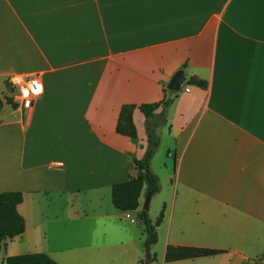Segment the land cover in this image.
Segmentation results:
<instances>
[{
    "label": "crops",
    "instance_id": "0c3cea01",
    "mask_svg": "<svg viewBox=\"0 0 264 264\" xmlns=\"http://www.w3.org/2000/svg\"><path fill=\"white\" fill-rule=\"evenodd\" d=\"M17 75L42 83L27 108L8 84ZM0 84V193H22L25 222L0 264L32 253L142 264V212L151 223L162 213L149 264H253L264 253V0H0ZM164 99L150 162L159 192L144 211V184L138 208L121 212L111 188L138 176L147 122L135 109L136 139L118 135L120 109ZM167 246L219 254L166 263Z\"/></svg>",
    "mask_w": 264,
    "mask_h": 264
},
{
    "label": "trees",
    "instance_id": "16d2710c",
    "mask_svg": "<svg viewBox=\"0 0 264 264\" xmlns=\"http://www.w3.org/2000/svg\"><path fill=\"white\" fill-rule=\"evenodd\" d=\"M188 85L206 88V82L191 78L187 82ZM7 104L12 105L10 100H6ZM170 100H163L156 104H142L140 106L124 105L120 109L118 121L115 131L118 135L136 139V129L132 121V114L135 109L139 110L144 116L146 124L147 147L144 157L141 160H135L134 165L138 171L136 178L129 179L125 182L114 184L111 188V201L115 209L121 212H132L138 208V201L143 188L147 185V198L159 192L158 178L150 169V162L156 154L160 140L156 135V131L166 125L165 110L169 106ZM2 104L0 102V113ZM162 108V112L158 115L155 112ZM23 202V195L20 192H4L0 193V254L6 252L8 243L15 238L21 236L25 230V222L18 213L17 207ZM145 228L144 247L149 250L157 243V227L161 223L162 213L159 215L155 223H151L147 213L142 212L139 216ZM219 254L218 251L190 248V247H174L167 246L164 255L166 263L184 261L189 259L211 257ZM264 257V253L253 264H260ZM3 264H58L51 258L42 253H32L17 257H7L3 259ZM145 264V263H142Z\"/></svg>",
    "mask_w": 264,
    "mask_h": 264
},
{
    "label": "built area",
    "instance_id": "2783aa9c",
    "mask_svg": "<svg viewBox=\"0 0 264 264\" xmlns=\"http://www.w3.org/2000/svg\"><path fill=\"white\" fill-rule=\"evenodd\" d=\"M11 90L15 92L13 100L19 107H29L31 99L42 94V83L39 75L12 76L8 79Z\"/></svg>",
    "mask_w": 264,
    "mask_h": 264
},
{
    "label": "water",
    "instance_id": "95a60500",
    "mask_svg": "<svg viewBox=\"0 0 264 264\" xmlns=\"http://www.w3.org/2000/svg\"><path fill=\"white\" fill-rule=\"evenodd\" d=\"M183 79V73L181 71L177 72L171 79L169 85H168V90L169 92L172 93H177L180 87V84L182 82ZM148 202H149V198H147L144 202V211H146L148 209ZM145 257L147 259V264L150 263V251L146 250L145 252Z\"/></svg>",
    "mask_w": 264,
    "mask_h": 264
},
{
    "label": "rangeland",
    "instance_id": "374dc122",
    "mask_svg": "<svg viewBox=\"0 0 264 264\" xmlns=\"http://www.w3.org/2000/svg\"><path fill=\"white\" fill-rule=\"evenodd\" d=\"M3 87L1 86V84H0V93L2 92V89ZM11 93L13 94H15V92L12 90L11 91ZM4 100L6 101V99L4 98ZM1 102V101H0ZM1 104H2V102H1ZM15 106H16V108L17 107H19V106H17L16 104H15ZM159 155L156 157V159L154 160V163H153V167H154V170H155V172H156V175H158V177H163V163H164V156L162 155V154H160V153H158ZM150 217L152 218V219H155L156 217H157V212H155L154 210H153V208H151V210H150ZM26 255V254H25ZM147 261V259H146V257L144 256V258H143V263H147L146 262Z\"/></svg>",
    "mask_w": 264,
    "mask_h": 264
}]
</instances>
